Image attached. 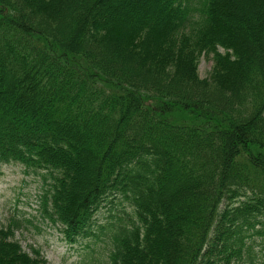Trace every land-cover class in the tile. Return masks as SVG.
<instances>
[{
    "label": "trees",
    "instance_id": "1",
    "mask_svg": "<svg viewBox=\"0 0 264 264\" xmlns=\"http://www.w3.org/2000/svg\"><path fill=\"white\" fill-rule=\"evenodd\" d=\"M0 163L71 242L126 201L111 264H264V0H0Z\"/></svg>",
    "mask_w": 264,
    "mask_h": 264
},
{
    "label": "rangeland",
    "instance_id": "2",
    "mask_svg": "<svg viewBox=\"0 0 264 264\" xmlns=\"http://www.w3.org/2000/svg\"><path fill=\"white\" fill-rule=\"evenodd\" d=\"M212 67V58H199L201 78L209 77ZM49 182L32 168L18 163H0V227H15L14 238L23 249L33 256L34 253L42 254L48 264H111L116 230L111 226L118 223L119 217L127 220L131 217L134 221L136 217L131 206L118 199L104 203L94 215L90 235L71 242L45 215L42 197ZM248 240L255 251L262 248V237L257 235ZM255 264H261L260 260Z\"/></svg>",
    "mask_w": 264,
    "mask_h": 264
}]
</instances>
